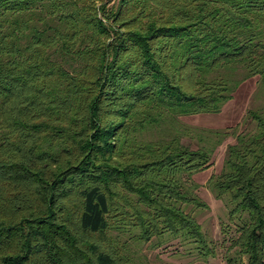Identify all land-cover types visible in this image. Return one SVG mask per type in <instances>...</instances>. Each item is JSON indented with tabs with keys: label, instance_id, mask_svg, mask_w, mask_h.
Listing matches in <instances>:
<instances>
[{
	"label": "trees",
	"instance_id": "obj_1",
	"mask_svg": "<svg viewBox=\"0 0 264 264\" xmlns=\"http://www.w3.org/2000/svg\"><path fill=\"white\" fill-rule=\"evenodd\" d=\"M253 76L264 0H0V264H134L132 243L167 232L213 254L186 177L227 133L136 134ZM248 116L207 180L243 215L226 264H264V112Z\"/></svg>",
	"mask_w": 264,
	"mask_h": 264
},
{
	"label": "rangeland",
	"instance_id": "obj_2",
	"mask_svg": "<svg viewBox=\"0 0 264 264\" xmlns=\"http://www.w3.org/2000/svg\"><path fill=\"white\" fill-rule=\"evenodd\" d=\"M259 109L264 112V85L257 76L246 77L235 86L232 97L225 102L219 111L178 115L174 124L169 120L140 131L136 137L140 140H156L171 134L174 129L181 130V142L190 148L207 144L203 135L211 132H226L223 140L215 145L210 165L205 169L186 177L192 184L191 192L206 207L192 204L184 205L185 211L194 216L200 224L205 239L213 250L206 257L200 255L195 242L182 234L164 233L153 236L141 244H131L134 253V264H226L225 252L230 249L232 239L237 235V226L243 215H229L231 204L228 198H217L209 189L207 180L218 174L222 168L228 144L235 141V135L253 131L254 122L248 116V110ZM201 137V138H200ZM212 145L215 143L210 142ZM207 146V145H206ZM233 250V248H231Z\"/></svg>",
	"mask_w": 264,
	"mask_h": 264
}]
</instances>
